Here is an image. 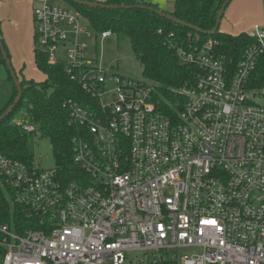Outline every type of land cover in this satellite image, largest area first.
Returning a JSON list of instances; mask_svg holds the SVG:
<instances>
[{
  "label": "built area",
  "instance_id": "obj_1",
  "mask_svg": "<svg viewBox=\"0 0 264 264\" xmlns=\"http://www.w3.org/2000/svg\"><path fill=\"white\" fill-rule=\"evenodd\" d=\"M34 1L38 49L95 106L68 103L80 133L75 178L0 154L10 204L0 264H264V105L253 99L264 94L249 87L264 28L253 27L234 68L214 40L171 33L169 49L196 71L166 107L150 82L89 56L88 42L111 31L96 32L72 7ZM20 127L40 134L29 120Z\"/></svg>",
  "mask_w": 264,
  "mask_h": 264
},
{
  "label": "trees",
  "instance_id": "obj_2",
  "mask_svg": "<svg viewBox=\"0 0 264 264\" xmlns=\"http://www.w3.org/2000/svg\"><path fill=\"white\" fill-rule=\"evenodd\" d=\"M92 1V0H84ZM225 0H175L172 11L165 12L180 21L197 27L202 31V40L208 38L216 42V51L232 59L234 68L241 59L246 48L254 43L245 32L231 35L219 29L212 36L205 34L214 28L216 15ZM68 3L67 1H65ZM105 5L128 6L130 8L102 9L90 8L75 3H69L74 10L91 25L96 32L111 31L115 36L128 38L131 48L141 65L143 78L155 87V99L159 104L168 107L178 99L177 90L192 79L196 69L192 65L182 66L175 54L168 47L170 34L184 41L187 34L197 32L179 26L155 13L140 9L138 5H146L159 9L142 0H104ZM160 10V9H159ZM162 33H158V30ZM190 32V33H189ZM3 42V39H2ZM3 46L7 53L6 46ZM36 67L46 75L42 82L21 81L22 98L12 114L0 122V154L20 160L28 165L33 164L29 152L27 135L21 127L13 124L16 113L25 112L27 119L40 134L49 138L52 145L56 168L62 174L75 178L79 170L73 162L72 139L80 136L79 126L70 124L69 101L78 102L83 106L94 107L95 103L81 89L80 85L66 74L63 64L52 65L47 55L41 49L34 52ZM5 67L8 78L12 82L5 62L0 54V67ZM13 95L0 110V116L16 98V88L12 82ZM249 87L264 90V54L259 58L249 79ZM156 100V101H157ZM9 201L0 186V221L10 222ZM141 264H152L143 262Z\"/></svg>",
  "mask_w": 264,
  "mask_h": 264
},
{
  "label": "rangeland",
  "instance_id": "obj_3",
  "mask_svg": "<svg viewBox=\"0 0 264 264\" xmlns=\"http://www.w3.org/2000/svg\"><path fill=\"white\" fill-rule=\"evenodd\" d=\"M92 1L103 2L104 0ZM53 3L71 8L70 4L64 0H54ZM174 3L175 0H151V5L158 7L163 12L172 11ZM36 5L34 0H0V37L6 46L11 67L20 82L46 80V75L36 67L34 60V52L38 49V45L33 39L35 27L32 11ZM255 25L264 28V0H231L224 11L219 30L232 35L242 32L249 35ZM63 54V50L59 48L57 58L66 61ZM88 54L92 57L96 55L98 62L114 73L134 80H145L141 65L126 37L113 34L107 40H98L97 42L90 40ZM261 92L264 94V90ZM12 95V82L8 78L5 67L1 66L0 110ZM253 99L256 104L264 105V99L261 97L255 96ZM27 118L25 112H18L13 116L12 122L20 126L23 122L28 121ZM27 144L35 167L41 170H51L56 167L49 138L41 134H32L27 138ZM184 253H187V250L181 251V254ZM133 257L141 258L142 254L133 253Z\"/></svg>",
  "mask_w": 264,
  "mask_h": 264
},
{
  "label": "water",
  "instance_id": "obj_4",
  "mask_svg": "<svg viewBox=\"0 0 264 264\" xmlns=\"http://www.w3.org/2000/svg\"><path fill=\"white\" fill-rule=\"evenodd\" d=\"M67 1L68 3H75L78 5H82V6H86V7H90V8H102V9H118V8H130L128 6H115V5H105L103 3L100 2H94V1H84V0H64ZM231 0H225L224 3L221 5L217 15H216V20H215V25L214 28L209 31V32H205V34L207 35H214L216 33V31L219 29L220 26V22L221 19L223 17L224 11L227 7V5L230 3ZM133 7H138L140 9H147L153 13H155L156 15H159L160 17L166 18L169 21L179 25V26H183L186 28H189L191 30L196 31L197 33H201L202 31H200V29H198L197 27H194L190 24L184 23L182 21H180L179 19L175 18L172 15H169L159 9H155L153 7H148L146 5H138V6H133ZM0 54L2 56L3 61L5 62V66L6 69L9 72V75L12 79V82L16 88V98L13 101V103L3 112V114L0 116V122L7 116H9L10 114H12L14 108L17 106V104H19V102L21 101L22 98V88H21V83L20 81H18V78L13 70V68L11 67L10 61L8 59V55L5 51V48L3 46V42H2V38L0 37Z\"/></svg>",
  "mask_w": 264,
  "mask_h": 264
},
{
  "label": "crops",
  "instance_id": "obj_5",
  "mask_svg": "<svg viewBox=\"0 0 264 264\" xmlns=\"http://www.w3.org/2000/svg\"><path fill=\"white\" fill-rule=\"evenodd\" d=\"M232 35V34H231ZM8 55V54H7Z\"/></svg>",
  "mask_w": 264,
  "mask_h": 264
}]
</instances>
